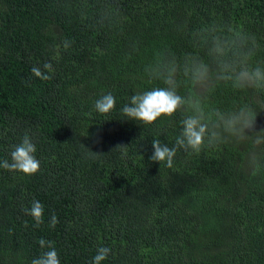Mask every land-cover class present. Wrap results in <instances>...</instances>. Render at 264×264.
Instances as JSON below:
<instances>
[{
  "label": "trees",
  "instance_id": "obj_1",
  "mask_svg": "<svg viewBox=\"0 0 264 264\" xmlns=\"http://www.w3.org/2000/svg\"><path fill=\"white\" fill-rule=\"evenodd\" d=\"M46 62L51 80L31 72ZM225 66L264 69V0H0V161L25 134L40 161L34 175L0 167V264H31L40 238L61 264H91L100 247L101 264H264V87L234 88ZM171 69L221 139L168 168L152 140L173 147L191 109L152 125L120 109ZM220 116L253 126L233 135ZM37 200L39 228L24 211Z\"/></svg>",
  "mask_w": 264,
  "mask_h": 264
},
{
  "label": "clouds",
  "instance_id": "obj_2",
  "mask_svg": "<svg viewBox=\"0 0 264 264\" xmlns=\"http://www.w3.org/2000/svg\"><path fill=\"white\" fill-rule=\"evenodd\" d=\"M64 48L70 47V42L65 40ZM218 54L223 53L219 46L216 48ZM227 73L223 78L231 80L234 88H243L247 86L264 87V69L256 67L249 70L247 67H241L238 71L228 66L224 68ZM32 74L41 80H51V73L54 72L53 65L49 62L44 63L43 70L39 66H33ZM187 75V73H185ZM192 80L194 83H203L209 78V72L205 65L196 64L191 70ZM175 69L168 71L166 75L159 78L163 80L165 87H154L151 90L137 92L133 94L129 102L124 104L120 109L121 113L127 120L141 122L144 125H152L157 120L167 118L173 120L178 112L186 105L191 109L192 114L186 116L180 121L182 130L176 137L175 145L169 147L159 140L153 139L152 146L154 149L150 159L154 162H166L168 168L173 167V161L177 150H183L185 153H201L206 147L210 146L213 140H220V133L215 129H210V117L205 113L204 108L198 100H185L178 94V84L174 79ZM95 109L100 114H110L116 108L115 97L111 93L101 96L95 101ZM223 123V130L230 134H239L243 128H251L253 122L247 117H230L224 119L220 116ZM219 128L220 125L215 126ZM123 147V146H118ZM117 147V148H118ZM37 148L28 134H25L21 143L11 151V162L8 160L0 161V167L11 172H21L25 175H34L40 171V161L35 153ZM27 215H30L35 221V227L39 228L44 223V205L40 201H33L31 208H25ZM59 223L55 213L51 215V228H55ZM27 226V222H25ZM42 251L41 255L34 258L31 264H61L58 252L52 241L40 238L38 241ZM111 253V248L100 247L97 254L93 257L91 264H101Z\"/></svg>",
  "mask_w": 264,
  "mask_h": 264
}]
</instances>
